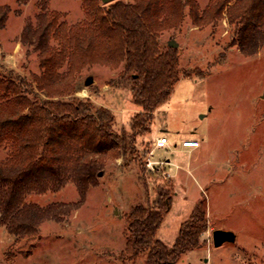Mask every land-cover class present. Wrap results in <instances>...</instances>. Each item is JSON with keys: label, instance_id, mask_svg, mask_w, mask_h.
Returning <instances> with one entry per match:
<instances>
[{"label": "rangeland", "instance_id": "obj_1", "mask_svg": "<svg viewBox=\"0 0 264 264\" xmlns=\"http://www.w3.org/2000/svg\"><path fill=\"white\" fill-rule=\"evenodd\" d=\"M165 1L147 23L162 48L178 44L182 74L149 130L136 137L134 156L107 151L90 154L87 166L20 168L1 165L14 143L0 149V264H143L126 253V216L138 205L156 208L160 188L174 192L157 234L168 247L200 198L206 200L201 244L178 264H264V28L239 31L230 23L237 0L222 15L214 8L219 0H194L198 15L215 17L200 24L188 6L182 20H167ZM116 2L138 0L98 6L107 10ZM96 23L86 0H0V78L12 71L47 98L43 65L63 54L71 32L83 40ZM66 50L60 79L50 81L54 98L106 109L115 130L131 135L129 123L140 109L130 86L117 83L122 67L94 56L70 72L75 49ZM89 77L93 84L86 86ZM161 135L171 146L156 150V159L172 163L153 171L146 159ZM190 139L201 142L194 154L180 151ZM216 229L233 231L236 240L214 246Z\"/></svg>", "mask_w": 264, "mask_h": 264}, {"label": "trees", "instance_id": "obj_2", "mask_svg": "<svg viewBox=\"0 0 264 264\" xmlns=\"http://www.w3.org/2000/svg\"><path fill=\"white\" fill-rule=\"evenodd\" d=\"M98 1L86 0L97 23L83 35V40L72 32L69 35L67 45L75 49L69 54L73 60L69 71H81L94 56L107 62L112 60L115 66L122 67L117 83L130 86L132 105L140 109L129 123L132 134L128 136L125 130L117 132L115 116L106 109L70 98L55 99L56 92L54 86L50 88V81L60 79L56 71L63 60L61 55L66 57L65 45L63 54H54L50 62L43 65V90L47 98L35 91L26 78L12 71L0 78V149L9 142L14 143L2 166L46 169L71 164L87 166L92 164L90 154L102 155L107 151L124 157L134 156L136 137L149 130L154 113L169 100L180 82L182 73L176 48H162L147 23V20L155 21L154 17L163 10L162 0H138L136 5L116 2L107 10L100 8ZM232 1L219 0L214 6L217 14L222 15L225 5ZM165 3L164 7L171 10L167 20L172 22L182 20L186 6L192 9V19L197 24L215 18L211 11L198 15L194 0H167ZM228 17L239 31L264 28V0H237L230 7ZM173 195L170 188H160L156 208L138 205L127 214L128 226L124 233H127L126 253L131 259H142L143 264H178L186 253L199 248L201 234L208 225L203 198L182 224L171 247L157 238L158 230L172 209Z\"/></svg>", "mask_w": 264, "mask_h": 264}, {"label": "built area", "instance_id": "obj_3", "mask_svg": "<svg viewBox=\"0 0 264 264\" xmlns=\"http://www.w3.org/2000/svg\"><path fill=\"white\" fill-rule=\"evenodd\" d=\"M170 146H171V143H170L169 137H167L166 135H161L157 137L155 141L153 142V147L150 150L148 157L146 159V167L153 171H156V170L161 171L164 166L166 165L170 166L172 163L171 160L169 159H166V161L157 160L156 153H155L156 150L166 149V148H169ZM199 146H200V141L198 139L197 140H193V139L184 140L181 144L180 150H182V148L183 149H196ZM167 175L168 174L165 173V176Z\"/></svg>", "mask_w": 264, "mask_h": 264}, {"label": "water", "instance_id": "obj_4", "mask_svg": "<svg viewBox=\"0 0 264 264\" xmlns=\"http://www.w3.org/2000/svg\"><path fill=\"white\" fill-rule=\"evenodd\" d=\"M115 0H102L104 4H109L114 2ZM169 46L172 48H177L178 44L175 41L169 42ZM93 84V78L89 77L86 80V86H90ZM117 213V212H116ZM236 240V234L232 231H225L221 229H216V231L213 233V244L214 246H221L222 244L226 242H234Z\"/></svg>", "mask_w": 264, "mask_h": 264}, {"label": "crops", "instance_id": "obj_5", "mask_svg": "<svg viewBox=\"0 0 264 264\" xmlns=\"http://www.w3.org/2000/svg\"><path fill=\"white\" fill-rule=\"evenodd\" d=\"M193 140H196V139H193ZM199 140V139H198ZM200 141V140H199ZM200 145H201V142H200ZM198 148V147H197ZM197 148L196 149H183L182 148V150H185L186 152H193L192 154H194V151L195 150H197ZM182 150H180V151H182ZM168 159V158H167ZM170 160V159H169ZM177 168H179V166L177 165L176 166ZM180 170L179 171H181L182 169L181 168H179ZM179 175V174H178Z\"/></svg>", "mask_w": 264, "mask_h": 264}]
</instances>
